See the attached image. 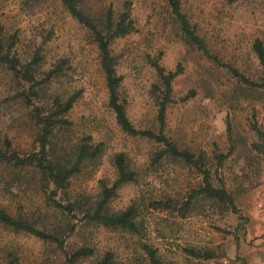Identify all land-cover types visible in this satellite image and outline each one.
Wrapping results in <instances>:
<instances>
[{
  "label": "rangeland",
  "instance_id": "374dc122",
  "mask_svg": "<svg viewBox=\"0 0 264 264\" xmlns=\"http://www.w3.org/2000/svg\"><path fill=\"white\" fill-rule=\"evenodd\" d=\"M128 1L136 31L115 39L111 52L124 78L120 97L129 119L139 130L161 131L163 89L150 60L167 71L180 67L164 134L181 150L205 156L204 169L211 170L215 187L227 190L236 210L204 195L195 197L204 184L202 174L170 156L155 162L165 149L162 144L121 129L109 107L93 34L60 0H0L2 53L16 59L21 72L0 62V148L9 141L11 151L22 157L40 151L35 107L48 112L56 98L65 102L73 95L78 98L66 116L71 125L55 130L47 151L72 159V150L86 137L104 144L102 158L86 162L65 195L56 197L82 208L74 216L55 211L41 178L27 171L34 168L0 164L1 209L46 232L75 227L63 235L60 247L0 223V264H70V256L81 248L94 255L75 264H98L106 253L118 264H152L145 246L158 251L162 264H264V87L241 82L188 44L167 0H85L81 9L101 24L110 9L118 19ZM181 2L212 56L264 84V70L253 51L255 40L264 42V0ZM27 65L34 83L23 79ZM52 71L56 73L48 78ZM32 91L37 95L30 105L23 94ZM121 153L137 177L118 190L107 212L135 207L136 232L106 228L85 217L102 200L103 184L113 186V161ZM221 155L226 158L219 164ZM157 202L163 207L152 206ZM191 249L215 257L197 259L188 253Z\"/></svg>",
  "mask_w": 264,
  "mask_h": 264
},
{
  "label": "trees",
  "instance_id": "16d2710c",
  "mask_svg": "<svg viewBox=\"0 0 264 264\" xmlns=\"http://www.w3.org/2000/svg\"><path fill=\"white\" fill-rule=\"evenodd\" d=\"M65 8L72 14L79 23L87 27L93 34L95 43L98 46L100 55V65L105 75L106 87L109 95V107L116 116V121L121 129L128 135L136 137L140 136L148 138L162 144L165 149L157 153L155 162H159L165 156H170L174 159L182 160L189 166L193 167L200 174L203 175V187L196 193L195 197L204 195L206 198L217 201L222 205L231 207L236 210L234 200L224 187H215L212 182L211 170L204 169L206 158L203 154L198 157L187 151L181 150L178 146L170 141L164 134L165 116L168 106L173 102V82L181 73L179 67L176 71H167L161 66L158 60H150V65L157 73L160 83L162 84V101L160 102L159 120L161 123V131L156 133L151 130L137 129L128 117L126 111V103L120 97V89L123 83V76L119 75L116 69V61L111 52V44L117 38H123L136 31L135 21L132 17V4L126 2L123 12L118 19H115L113 11H108L107 19L104 23L99 24L97 20L91 18L82 9L81 4L85 0H60ZM238 0H230L231 3ZM168 6L179 25L182 37L186 42L199 51L203 52L207 57L215 60L222 67L228 68L233 75L241 82L251 84L254 86L264 87V84H255L244 74L237 69L222 64L218 58L212 56L208 45L204 38L198 33L196 28L191 24L187 14H185L181 0H167ZM3 46L0 43V62L9 64L10 68L16 73L21 74L18 69L19 62L12 59L8 54L2 53ZM253 51L264 70V42L260 39L255 40L253 44ZM56 71L48 73L47 77L52 78ZM23 79L28 83H34V77L31 73V66L25 67ZM37 95L36 92L30 94H23L24 99L28 104H32V97ZM78 95H73L67 101L63 102L60 98H56L55 107L48 112L44 109L35 107L33 115L36 124L41 128V135L39 136L41 142V149L38 152H32L27 156H20L18 153L11 151L12 144L6 142L5 149L0 148V164L11 166L13 168H34L35 170H27L34 174L35 177H40L44 191L48 194V198L53 202L55 211L63 216H74L78 210L82 209L76 203L68 200L58 201L56 199L60 194L65 195L70 186L71 179L81 172L82 166L86 162L97 163L104 153V144H94L91 137L84 138L80 144L76 145L72 150L73 158L63 159L55 158L47 151L49 139L54 136L55 130L71 125L66 119V116L72 110ZM53 157V158H52ZM218 163L221 164L226 156H218ZM114 165L117 172V178L111 188L103 184L102 200L96 204L95 207L86 211V219L89 222L104 226L110 229H121L127 232L138 231V224L136 223L137 209L129 207L118 214H110L107 212L109 201L115 197L118 190L123 186L133 183L136 180L137 173L130 170V165L125 154L121 153L115 156ZM25 171V170H17ZM218 172V171H217ZM216 172V173H217ZM161 202L154 203L155 208L163 207ZM82 211V210H81ZM0 223L12 228L16 231L26 232L38 237L41 240L49 241L58 244L60 247L64 246L65 240L63 235L72 234L75 231L74 226L66 225L60 228H55L50 232L42 231L36 225L27 222L23 219H17L0 208ZM152 264H162L158 259V251L149 246H145ZM188 253L197 259H212L215 257L213 253H202L197 250H188ZM94 255V251L89 248H81L73 253L69 258L70 264H75L81 259H85ZM98 264H118L114 260L112 253H106Z\"/></svg>",
  "mask_w": 264,
  "mask_h": 264
}]
</instances>
